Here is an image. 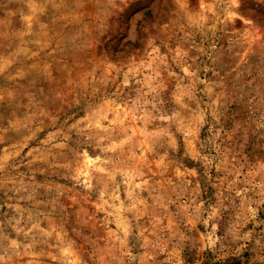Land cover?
<instances>
[{"label": "rangeland", "instance_id": "1", "mask_svg": "<svg viewBox=\"0 0 264 264\" xmlns=\"http://www.w3.org/2000/svg\"><path fill=\"white\" fill-rule=\"evenodd\" d=\"M0 264H264V0H0Z\"/></svg>", "mask_w": 264, "mask_h": 264}]
</instances>
